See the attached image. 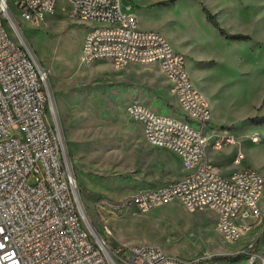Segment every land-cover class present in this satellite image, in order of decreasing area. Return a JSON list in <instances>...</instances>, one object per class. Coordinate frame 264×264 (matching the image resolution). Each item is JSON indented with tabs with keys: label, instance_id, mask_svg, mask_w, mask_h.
Returning <instances> with one entry per match:
<instances>
[{
	"label": "rangeland",
	"instance_id": "obj_1",
	"mask_svg": "<svg viewBox=\"0 0 264 264\" xmlns=\"http://www.w3.org/2000/svg\"><path fill=\"white\" fill-rule=\"evenodd\" d=\"M14 1L9 4L22 35L48 72L67 158L96 230L111 246H159L167 255L195 264H250L239 249L243 240L229 241L216 230L212 208L190 211L180 199L148 211L135 205L102 207L106 200L121 203L141 188L157 187L185 173L179 155L152 146L143 124L126 111L137 99L157 112L179 116L171 86L157 64L117 67L109 60L84 62L83 40L92 22L71 17L68 0H58L55 12L39 24L24 21ZM163 1L123 0V5L132 6L144 30L164 34L185 54L192 80L211 103L209 130H227L239 140L221 150L209 149L218 170L252 166L264 175V125L252 120L264 115V0ZM204 6L228 33L248 38L221 34L207 19ZM6 25L15 38L13 27ZM239 147L245 158L237 165ZM260 205L264 210V194ZM102 216L113 236L105 233ZM257 221L264 224V213ZM259 242L264 255L263 236Z\"/></svg>",
	"mask_w": 264,
	"mask_h": 264
},
{
	"label": "built area",
	"instance_id": "obj_2",
	"mask_svg": "<svg viewBox=\"0 0 264 264\" xmlns=\"http://www.w3.org/2000/svg\"><path fill=\"white\" fill-rule=\"evenodd\" d=\"M68 1L71 17L92 22L83 40L84 62L157 64L180 108L179 116L164 114L135 99L126 111L143 124L152 146L179 155L185 174L141 188L121 203L106 200L102 207L135 205L148 211L180 199L190 211L214 209L216 230L229 241L241 239L264 213V175L252 166L236 167L226 175L209 158L210 148L240 142L227 130H209L211 103L192 80L185 54L164 34L141 29L132 6H124L123 0ZM14 3L24 21L39 24L55 12L58 0ZM22 34L9 0H0V264H195L167 255L159 246H111L96 230L67 158L48 72ZM244 158L239 147L234 162L240 165ZM100 220L105 233L113 236L106 219ZM261 234L240 250L250 264H264Z\"/></svg>",
	"mask_w": 264,
	"mask_h": 264
},
{
	"label": "trees",
	"instance_id": "obj_3",
	"mask_svg": "<svg viewBox=\"0 0 264 264\" xmlns=\"http://www.w3.org/2000/svg\"><path fill=\"white\" fill-rule=\"evenodd\" d=\"M175 1L176 0H165V1L160 2V3H174ZM203 11L205 12L207 19L209 21H211L216 27H218L219 30H220V32H221V34L225 35L227 38L240 39V40H243V39H247L248 38V35H243V34H230V33H228L224 28H222L220 26V24H219L216 16L206 6L203 7ZM252 120L257 125H264V115L258 116V117H254V118H252ZM262 236L264 237V232H263ZM239 256H242V254H239ZM239 256H237L233 260H236Z\"/></svg>",
	"mask_w": 264,
	"mask_h": 264
},
{
	"label": "crops",
	"instance_id": "obj_4",
	"mask_svg": "<svg viewBox=\"0 0 264 264\" xmlns=\"http://www.w3.org/2000/svg\"><path fill=\"white\" fill-rule=\"evenodd\" d=\"M134 13H136V15H137V12H135L134 11ZM137 17H138V15H137ZM138 25H139V27L141 28V29H143V27L140 25V23H139V19H138ZM182 165V164H181ZM233 170V169H232ZM231 171H229V172H227V173H224V174H226V175H228L229 173H230ZM185 174V173H184ZM183 174V175H184ZM182 175V176H183ZM181 176V177H182ZM181 177H179V178H181ZM176 179H178V178H176ZM176 179H173V180H176ZM173 180H171V181H173ZM250 221H254L255 220V217H249L248 218ZM263 227H264V224L260 221H254V225L243 235V237L241 238L243 241H242V244H241V247L239 248V249H241L244 245H246L250 240H252V239H254L255 237H257L258 235H259V233L260 232H262V234H263ZM262 234H261V236H262ZM262 237H260V239H261ZM241 239H239V240H241ZM239 240H237V241H239ZM238 249V250H239Z\"/></svg>",
	"mask_w": 264,
	"mask_h": 264
},
{
	"label": "bare ground",
	"instance_id": "obj_5",
	"mask_svg": "<svg viewBox=\"0 0 264 264\" xmlns=\"http://www.w3.org/2000/svg\"><path fill=\"white\" fill-rule=\"evenodd\" d=\"M258 140V138H256Z\"/></svg>",
	"mask_w": 264,
	"mask_h": 264
},
{
	"label": "water",
	"instance_id": "obj_6",
	"mask_svg": "<svg viewBox=\"0 0 264 264\" xmlns=\"http://www.w3.org/2000/svg\"><path fill=\"white\" fill-rule=\"evenodd\" d=\"M88 216V215H87ZM94 228V227H93Z\"/></svg>",
	"mask_w": 264,
	"mask_h": 264
}]
</instances>
